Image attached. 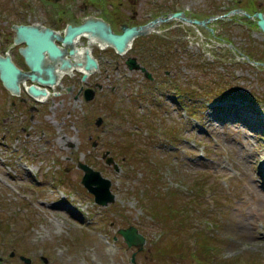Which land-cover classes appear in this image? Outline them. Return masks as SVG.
Here are the masks:
<instances>
[{
    "label": "rangeland",
    "instance_id": "obj_1",
    "mask_svg": "<svg viewBox=\"0 0 264 264\" xmlns=\"http://www.w3.org/2000/svg\"><path fill=\"white\" fill-rule=\"evenodd\" d=\"M47 1L52 11L58 2L68 10V22L100 16L117 32L178 4L200 20L236 8L264 12V0ZM47 9L44 0H0V34L9 33L10 21L44 19ZM210 26L214 33L160 23L122 55L94 41L99 71L86 81L79 72L64 77L71 89L59 88L38 111H7L0 122V264H25L22 256L31 264H264V66L252 63H264V32L242 14ZM159 35L165 52L146 57L141 45ZM129 56L152 79L127 68ZM83 88L96 89V97L86 100ZM79 163L111 180L114 202H95ZM169 190L178 193L169 197ZM164 201L186 207L185 217H156L152 211L167 210ZM131 225L146 237L142 251L119 234ZM192 226L211 237L215 251L199 249ZM175 233L180 253L166 251Z\"/></svg>",
    "mask_w": 264,
    "mask_h": 264
},
{
    "label": "water",
    "instance_id": "obj_2",
    "mask_svg": "<svg viewBox=\"0 0 264 264\" xmlns=\"http://www.w3.org/2000/svg\"><path fill=\"white\" fill-rule=\"evenodd\" d=\"M182 5L178 4L176 11L169 13L164 16H157L146 24L140 25H128L127 23L121 24L119 29L120 32L114 30L111 27V23L105 20L103 17L94 15L86 16L78 24H68L65 33H56L50 28L40 29L38 25H14L16 31V41L25 42L26 46L21 49L22 55L25 57L27 64L30 67V71L24 72L18 68L11 58L3 57L0 55V78L4 85L13 92V94H20L21 85L19 82L24 77H28L33 81H38L42 84L49 85L54 84L57 81V74L55 73V65L59 60L61 62L62 70H68L71 68V62L66 57V52L59 45L55 44L53 38H58L62 42L70 46L69 50L71 55H75L76 51L72 47V43L82 35H86L88 39H93L99 44H105L113 48L118 54H125L131 49L135 39L141 35H147L153 32L160 23L170 22L173 20H179L185 24H193L194 26H200L206 28L210 33H214V28L210 26V23L214 20L232 16L234 14H242L249 17L252 20H256L258 28L264 32V12L255 11L253 14L247 11L236 8L232 9L224 15L211 16L206 19L191 18L184 13ZM150 30V31H149ZM233 47L232 44H230ZM47 53V56H46ZM248 60L250 58L245 56ZM47 59H50L52 63H49ZM249 62H252L251 60ZM255 63V62H252ZM257 63V62H256ZM127 68L130 70H141L144 72L145 77L152 79V74L148 69L142 66L137 57L129 56L126 59ZM260 64V63H257ZM78 66L83 67L85 71H91L98 68V61L95 57L87 51L82 59V62H77ZM86 75H84L85 79ZM27 91L33 96H40V98L47 93L45 88L38 87L32 84L27 87ZM93 90L87 88L85 96L87 100H91ZM102 118L97 120V125H100ZM106 155L108 154L105 153ZM113 158H108L106 162L112 163ZM79 167L83 170L84 175L82 178L83 186L93 194L94 200L97 204L106 206L110 202H114L115 194L112 193L111 185L112 182L109 178L102 176L100 171L93 169L91 166L85 163H79ZM117 167V166H116ZM121 234L129 247H136L138 251L144 249V242L146 237L140 233L139 229L131 225L127 228L119 229ZM26 264H31V259L27 257H21ZM132 261H135V254L133 253Z\"/></svg>",
    "mask_w": 264,
    "mask_h": 264
},
{
    "label": "flooded vegetation",
    "instance_id": "obj_3",
    "mask_svg": "<svg viewBox=\"0 0 264 264\" xmlns=\"http://www.w3.org/2000/svg\"><path fill=\"white\" fill-rule=\"evenodd\" d=\"M44 4L48 5V9L44 13V15H45L44 19H38L36 21L33 20V19H31V20L19 19L18 21H10L11 23H10V31H8L9 33L8 34L6 33V35H3L2 33L0 34V55L3 56V57H7V55H8L11 58V60L13 61V63L18 68H20L22 71H24V72H28L29 73V71H30V67L27 64L25 57L21 53V49L26 46V43L25 42H17L16 41V39H15L16 38V31L14 29V25H21V24H23V25H38L40 29H45V28L48 29V28H50L51 30H53L56 33L64 34L65 33V29H66L68 24H70V23L74 24V25L78 24V23L72 22V20H71V22L67 21V19H69V17H70V15H69L70 12H68V10L67 11L63 10L62 11L61 9H59V8H61L59 2L57 3V5H54L55 8H53V11L51 10V7H49V5H52V4L49 3V1L45 2V0H44ZM86 16H88V15H86ZM86 16H84L79 21V23ZM7 21H9V20H6V21L4 20V22H7ZM62 24H65V27H63L64 28L63 30H59L58 27H60ZM0 29H1V26H0ZM60 29H62V28H60ZM84 37H86L88 39L87 36H84ZM53 39H54L55 44L59 45L63 50H65L66 57L69 60L72 59L73 55H71L70 52H69L71 47L67 46L66 43L62 42V40H59L58 38H53ZM89 41H90V39H89ZM89 44H90V42H89ZM46 56H47V53H46ZM93 56L99 62V66L98 67L100 68L102 66V61L100 60L99 57L97 58L95 55H93ZM47 58H48V56H47ZM59 60L57 61L58 63L55 65V73L56 74H57V68L62 70L61 62ZM47 61L49 63H52V61H50V59H47ZM75 74H73V75H75ZM81 75H83V74L81 73ZM66 76L71 77L72 74H71V76L70 75H66ZM58 78H57V81H58ZM19 83L21 85L20 94H13V92L11 90H9L4 85L3 81L0 78V92L1 93L3 92V95H4L3 101L0 103V122H7V119L10 116V115L8 116L7 111H16L17 110V111H21V112H25V113H27L28 111H30V112L38 111L40 109V107L43 106L44 102L48 101L49 98L55 96V95H52V94H54L53 91H58V94H56V95H59L60 94L59 93L60 90H58L59 88H64L65 90H70L71 89L70 86L69 87L65 86V85H63V83H61L62 85H58L54 89V88H52V86L57 84L56 81H55V83L53 85L52 84L45 85V84H42V83H40L38 81H33L32 79H30L28 77H24L22 79V81L19 82ZM32 84H35V85H37L38 87H41V88H45L47 90V93L45 95H43L41 98H44L47 95L51 94L49 96V98L46 101H42V100L40 101V99H41L40 96L36 97V96L31 95L27 91V87L32 85ZM89 89H91V88H89ZM91 90H93L92 98H95L96 94H97V90L96 89H91ZM81 91H84V96H85L86 89L84 90V88H83ZM85 98H86V96H85ZM31 117L33 118L34 114L31 113V116L29 118H31ZM10 127L11 126L6 128V132H10L11 131ZM14 255H15V253L13 252L11 256H14ZM21 260H23V259L21 258ZM45 262H46V259H45ZM133 263H135V261ZM25 264H26V262H25Z\"/></svg>",
    "mask_w": 264,
    "mask_h": 264
},
{
    "label": "trees",
    "instance_id": "obj_4",
    "mask_svg": "<svg viewBox=\"0 0 264 264\" xmlns=\"http://www.w3.org/2000/svg\"><path fill=\"white\" fill-rule=\"evenodd\" d=\"M237 0H235V3L237 4V2H236ZM233 4V6H235L236 4ZM103 10H105V8L103 7L102 8V11ZM156 15H158V14H154L153 16H156ZM158 37H160L159 39H154V40H152V41H147L145 44H142L141 45V48L142 47H144L145 48V55H146V57H148L150 54H152V53H154V52H156L157 53V55H159L160 53H164L165 52V48L168 46H165V47H162V49H163V51H162V49H161V46H162V44H167V42H166V40L164 39V38H161V36L159 35ZM136 46H138V44H134L132 47H136ZM164 46V45H163ZM169 49V48H168ZM176 193H178L177 191H168V195H169V197H171V196H176L177 194ZM154 200V199H153ZM159 204V203H158ZM162 206H163V208L164 209H167L166 211H163V210H160L159 211V209H156V211H152V212H154V214H155V216L156 217H158V218H160V219H163V220H169V219H179L178 217H181V219L183 218V217H185V215L184 214H182V212L181 211H183V209H186V207H183L181 210L180 209H177V208H173L172 206V204L171 203H166L165 204V201L164 202H162ZM160 206H161V204H160ZM159 206V207H160ZM163 211V212H162ZM184 215V216H183ZM169 218V219H168ZM185 221V220H184ZM180 222H182V220H180ZM183 223V222H182ZM190 231H192V232H194L195 234H192V236L194 237V236H196L195 238V242L196 241H198V243H197V246L199 247V249L200 248H205L206 250H209V249H212V250H214V248H215V246H214V244H213V240L211 239V237H209L208 236V234L207 233H205V234H203L204 232L202 231V233H200V232H198V230H197V228L196 227H194V226H192L190 229H189ZM200 234V235H199ZM174 235H176V236H174ZM171 236V235H170ZM174 236V237H173ZM178 237H180V235H179V233H175V234H173L172 235V239L170 238V241H167L168 243H166V248L168 249V250H166V251H168V252H173V251H175V250H177L178 249V252L179 251H181V250H179L180 248H182V246H183V243H182V239H179V241H177L176 239L178 238ZM181 238V237H180ZM184 243H187V242H185L184 241ZM195 245H196V243H195ZM164 246H165V244H164ZM158 251H160L159 253H160V257H164V255H165V252L166 251H161L160 250V248L158 247V249H157ZM201 251V250H200ZM215 251V250H214ZM162 252H164V255L162 254ZM194 252L195 253H198V251H196V250H194ZM180 253V252H179ZM178 253V254H179ZM195 253H193V254H195ZM177 254V255H178ZM201 255V254H200ZM245 259H247V258H245ZM207 263H209V262H207ZM261 264V263H260Z\"/></svg>",
    "mask_w": 264,
    "mask_h": 264
},
{
    "label": "bare ground",
    "instance_id": "obj_5",
    "mask_svg": "<svg viewBox=\"0 0 264 264\" xmlns=\"http://www.w3.org/2000/svg\"><path fill=\"white\" fill-rule=\"evenodd\" d=\"M150 31V30H149ZM83 36H86V35H82V36H80L79 38H81V37H83ZM79 38L77 39L76 38V40L72 43V47H74L75 48V50H77L76 51V54L75 55H73L72 56V59H70V62H71V68L70 69H68V70H61V69H59V68H57V75H58V81H56L57 82V84H55L54 86H52V88H54L55 89V87H57L58 85H62L61 83V81L60 80H62L66 75H70L71 76V74L73 75V74H75L76 72H79V73H82L83 75H86V77H85V80H83V81H86V78H88V77H90L91 75H93L96 71H99L100 70V68L98 67V68H95V69H93V70H91V71H85V70H83L84 68L83 67H81V66H78L77 65V62H82V59L84 58V55H85V53L87 52V51H89L90 52V54H92V55H94V49H92L93 48V46H94V44H87V45H85V44H82L81 46H79L78 44H77V42L79 41ZM90 43H92V42H94V40L93 39H90V41H89ZM98 46L100 47V48H106V47H108V45H105V44H98ZM69 48V47H68ZM254 62V61H253ZM257 62V61H256ZM254 63V64H257V63H260L259 65L260 66H264V63L263 62H257V63ZM98 66H99V62H98ZM257 66H258V64H257ZM53 85V84H52ZM53 93L54 94H52V95H56V94H58V91H53ZM51 95V94H50ZM50 95H47L46 97H44V98H39L40 99V101L42 100V101H46L48 98H49V96ZM55 122V121H54ZM71 140V139H70ZM72 141V140H71ZM64 208V207H63ZM64 209H66V208H64ZM61 225H63V222H61L60 221V223H59V227L61 226ZM52 226H55L54 224L52 225Z\"/></svg>",
    "mask_w": 264,
    "mask_h": 264
}]
</instances>
